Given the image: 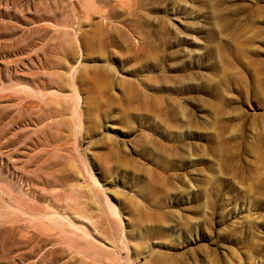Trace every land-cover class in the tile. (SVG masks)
Returning <instances> with one entry per match:
<instances>
[{
  "label": "rangeland",
  "instance_id": "374dc122",
  "mask_svg": "<svg viewBox=\"0 0 264 264\" xmlns=\"http://www.w3.org/2000/svg\"><path fill=\"white\" fill-rule=\"evenodd\" d=\"M0 264H264V0H0Z\"/></svg>",
  "mask_w": 264,
  "mask_h": 264
},
{
  "label": "bare ground",
  "instance_id": "6f19581e",
  "mask_svg": "<svg viewBox=\"0 0 264 264\" xmlns=\"http://www.w3.org/2000/svg\"><path fill=\"white\" fill-rule=\"evenodd\" d=\"M108 204H109V203H108ZM111 208H112V207H111ZM113 210H115L114 207H113Z\"/></svg>",
  "mask_w": 264,
  "mask_h": 264
}]
</instances>
